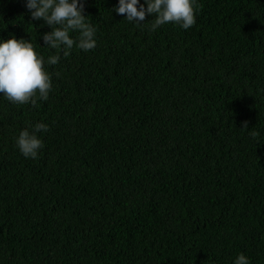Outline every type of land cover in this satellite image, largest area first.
<instances>
[{"label":"trees","instance_id":"obj_1","mask_svg":"<svg viewBox=\"0 0 264 264\" xmlns=\"http://www.w3.org/2000/svg\"><path fill=\"white\" fill-rule=\"evenodd\" d=\"M118 3L86 0L96 47L64 57L0 0V41L29 40L52 78L36 107L0 94V264H264V0H195L194 26L155 31Z\"/></svg>","mask_w":264,"mask_h":264},{"label":"clouds","instance_id":"obj_2","mask_svg":"<svg viewBox=\"0 0 264 264\" xmlns=\"http://www.w3.org/2000/svg\"><path fill=\"white\" fill-rule=\"evenodd\" d=\"M26 8L31 13L32 20H43L51 31L43 33L44 45L62 50L68 57L73 47L90 51L96 47V29L87 22L84 15L86 0H24ZM195 0H119L114 11L126 15L129 22L141 24L148 15L153 17L151 31L162 25L174 23L183 29H189L196 23ZM78 33L73 38L70 33ZM60 55L47 58L48 65H56ZM59 76V73L56 74ZM52 89L51 74L45 69V59L34 48L33 43L25 39H17L14 35L0 41V94H3L13 104H28L37 106V100H48ZM242 128H248L249 122L243 121ZM22 130L16 139L19 151L26 157L37 159L40 149L44 147L37 133L49 131L43 123ZM253 138L259 132L252 131ZM234 264H250L245 254H239Z\"/></svg>","mask_w":264,"mask_h":264}]
</instances>
